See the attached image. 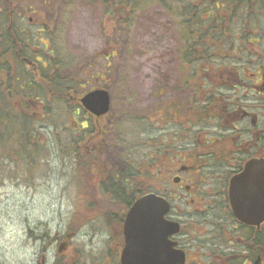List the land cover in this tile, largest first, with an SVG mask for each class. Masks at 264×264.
Here are the masks:
<instances>
[{
	"label": "rangeland",
	"instance_id": "374dc122",
	"mask_svg": "<svg viewBox=\"0 0 264 264\" xmlns=\"http://www.w3.org/2000/svg\"><path fill=\"white\" fill-rule=\"evenodd\" d=\"M7 1L23 31L36 35L44 24L56 26L63 47L76 59L65 74L83 87L77 94L107 90L111 113L100 123L108 135L103 153L90 156L97 158L90 162L97 168L90 171L76 165L72 150L81 127L87 123L93 133L96 121L90 122L73 102L71 107L55 102L33 105L40 115L48 107L49 121L36 126L34 141L40 151L10 169L0 183V264H119L121 223L103 196L102 173L122 172L123 163L130 169L133 188H151L145 162L160 157L152 150L163 127L161 109L167 102L181 101L187 110V96L177 94L182 59L176 26L160 7L152 6L139 14L127 44H119L114 58L105 60L115 41L110 38L112 23L104 19L96 0ZM38 42L33 52L48 49L47 39ZM88 145L95 147L85 141L81 151Z\"/></svg>",
	"mask_w": 264,
	"mask_h": 264
},
{
	"label": "flooded vegetation",
	"instance_id": "af4514ba",
	"mask_svg": "<svg viewBox=\"0 0 264 264\" xmlns=\"http://www.w3.org/2000/svg\"><path fill=\"white\" fill-rule=\"evenodd\" d=\"M258 10L240 50L181 65L177 94L187 110L181 101L163 105L152 150L160 157L145 162L149 193L169 204L166 221L178 228L169 240L185 264H264V1ZM89 118L100 139L104 118Z\"/></svg>",
	"mask_w": 264,
	"mask_h": 264
},
{
	"label": "trees",
	"instance_id": "16d2710c",
	"mask_svg": "<svg viewBox=\"0 0 264 264\" xmlns=\"http://www.w3.org/2000/svg\"><path fill=\"white\" fill-rule=\"evenodd\" d=\"M263 1L96 0L101 6L104 19L112 23L110 38L116 43H113L112 51L105 60L114 58L119 44L122 42L127 44L126 41L132 35L139 14L152 6H158L176 26L182 64L202 65L212 61L219 63L224 60V55L229 50L242 48L246 33L255 31L252 30L255 24L252 19L258 16V8ZM0 2H2L0 4L1 183L10 169H14L17 164L40 151L39 144L34 141L37 139L36 126L40 121H49L50 112L47 111L49 108L46 106L47 108L40 115L37 111H33V105L42 106L55 102L71 107L73 102L80 106L79 98L82 94L78 95L77 90H82L83 87L65 74V71L75 64L76 59L63 47L62 33L56 26L49 28L48 24H44L43 32H39L40 35L29 34L28 31H23L18 16L8 8V1L0 0ZM246 17L251 18V21L244 22L243 19ZM102 30L106 35L104 26ZM40 37L48 40L49 47L42 48L41 52H33L32 46L35 42L41 41ZM237 43L240 45L238 46ZM237 54L239 55V51ZM38 56L41 61L37 60ZM32 59L37 60V63L34 64ZM26 60L32 61V69L25 67ZM85 130L81 128L78 139L73 144L72 158L76 160V165H79L80 169L86 167L94 171L97 167L90 162L97 158L90 156L97 155L98 150L92 151L93 147H88V152L86 149L81 151V144L91 139L89 144L95 147L99 144L102 147L106 142L96 138L97 130L94 125L93 133ZM92 135H94L93 139ZM89 153L91 154L88 155ZM102 179L100 188L104 193L103 196L109 198L110 208L115 209V215L120 223L132 203L148 193L146 190L131 186V175L122 174L121 177L116 178L106 172L104 175L102 173ZM110 214L109 212L107 215L112 218Z\"/></svg>",
	"mask_w": 264,
	"mask_h": 264
},
{
	"label": "water",
	"instance_id": "95a60500",
	"mask_svg": "<svg viewBox=\"0 0 264 264\" xmlns=\"http://www.w3.org/2000/svg\"><path fill=\"white\" fill-rule=\"evenodd\" d=\"M80 104L91 115L103 117L110 110V94L106 90H95L83 96ZM168 211V203L153 194L134 202L123 223L124 248L120 264H184V254L169 240L178 228L166 221ZM61 251L62 248L58 252Z\"/></svg>",
	"mask_w": 264,
	"mask_h": 264
}]
</instances>
